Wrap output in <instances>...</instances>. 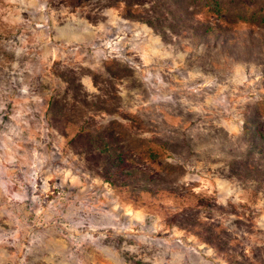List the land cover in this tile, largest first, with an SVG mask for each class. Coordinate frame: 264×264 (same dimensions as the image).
Instances as JSON below:
<instances>
[{"label": "rangeland", "instance_id": "obj_1", "mask_svg": "<svg viewBox=\"0 0 264 264\" xmlns=\"http://www.w3.org/2000/svg\"><path fill=\"white\" fill-rule=\"evenodd\" d=\"M0 264H264V0H0Z\"/></svg>", "mask_w": 264, "mask_h": 264}]
</instances>
